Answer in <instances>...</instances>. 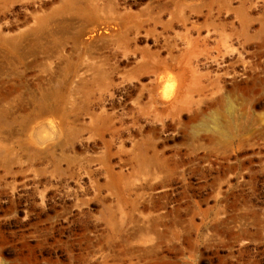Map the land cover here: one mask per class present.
Here are the masks:
<instances>
[{"label": "rangeland", "instance_id": "1", "mask_svg": "<svg viewBox=\"0 0 264 264\" xmlns=\"http://www.w3.org/2000/svg\"><path fill=\"white\" fill-rule=\"evenodd\" d=\"M0 264H264V0H0Z\"/></svg>", "mask_w": 264, "mask_h": 264}]
</instances>
